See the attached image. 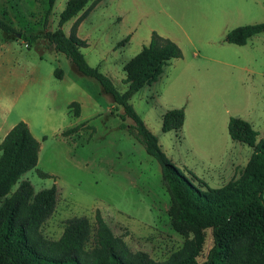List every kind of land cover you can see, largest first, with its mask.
Masks as SVG:
<instances>
[{
  "label": "rangeland",
  "instance_id": "1",
  "mask_svg": "<svg viewBox=\"0 0 264 264\" xmlns=\"http://www.w3.org/2000/svg\"><path fill=\"white\" fill-rule=\"evenodd\" d=\"M65 3L55 0L48 29L56 28ZM46 7L47 0H0V15L18 30L39 32ZM81 12L63 24L66 33ZM261 21L264 0H100L77 34L87 41L81 51L88 63L98 66L120 91L127 87L124 62L148 42L153 30L179 45L182 55L169 60L130 102L177 167L217 187L237 176L252 152L250 145L230 137L229 117L248 120L258 131L257 139L264 137V32L244 44L225 38L237 25ZM71 101L80 104L78 116L73 107L67 109ZM181 106L182 127L163 131L162 114ZM118 112L122 108H116L100 82L80 72L44 38L28 43L0 30V126L29 123L41 145L36 165L20 179H28L35 191L57 186L55 208L41 225L43 235L57 239L75 215L87 216L94 225L99 209L130 250L146 251L161 262L185 237L171 225L159 162L121 125ZM77 123L76 131H65ZM228 157L238 162L231 175L223 173ZM211 244L207 228L199 260Z\"/></svg>",
  "mask_w": 264,
  "mask_h": 264
},
{
  "label": "trees",
  "instance_id": "2",
  "mask_svg": "<svg viewBox=\"0 0 264 264\" xmlns=\"http://www.w3.org/2000/svg\"><path fill=\"white\" fill-rule=\"evenodd\" d=\"M89 1L66 0L54 29L47 28V21L55 0H47L41 31L18 30L1 15L0 30L20 33L28 43L44 38L70 58L80 72L100 82L116 108H122V112H118L121 125L126 126L142 142L146 152L159 162L170 198L171 225L185 237L184 241L167 259L158 262L146 251L130 250L124 239L113 233L99 209L95 212L94 225L87 216L75 215L67 219L57 239L45 237L41 225L55 208L57 186L52 184L35 191L28 179H20L36 165L40 141L24 120H18L0 142V264H264V137L257 139L258 131L248 120L230 116L227 123L230 137L252 147L240 173L217 187L209 186L193 172H189L188 177L165 154L158 137L130 102L136 91L158 78L170 59L182 55L179 45L153 30L148 43L123 65L127 87L120 91L98 66L88 63L81 51L87 41L78 36L77 27L91 6L100 0H92L83 9ZM81 10L66 33L63 24ZM260 31H264V21L235 26L225 38L243 44ZM55 73L62 77L60 68ZM69 107H73L74 115L80 114L78 101H71ZM184 116L183 106L166 110L161 129L179 130ZM126 117L132 120L131 124L123 122ZM80 125L77 123L65 131L74 132ZM207 228L212 244L199 260Z\"/></svg>",
  "mask_w": 264,
  "mask_h": 264
},
{
  "label": "crops",
  "instance_id": "3",
  "mask_svg": "<svg viewBox=\"0 0 264 264\" xmlns=\"http://www.w3.org/2000/svg\"><path fill=\"white\" fill-rule=\"evenodd\" d=\"M261 22H262V21H261ZM253 23H256V22H253ZM246 24H247V23H246ZM241 25H242V24H241ZM78 26H79V25H78ZM237 26H238V25H237ZM77 29H78V27H77ZM228 31H229V30H228ZM65 32H66V31H65ZM260 32H264V31H260ZM260 32H257V33H260ZM257 33H254V34H257ZM254 34H252L251 36H253ZM78 36H79V35H78ZM129 36H130V35H129ZM251 36H249L248 39H249ZM128 39H129V37H128ZM128 39H127V40H128ZM149 39H150V38H149ZM248 39H247V40H248ZM127 40H126V41H127ZM148 41H149V40H148ZM246 42H247V41H246ZM147 43H148V42H147ZM232 43H233V42H232ZM145 44H146V43H145ZM236 44H237V43H236ZM243 44H244V43H243ZM142 46H143V45H142ZM142 46H141V48H142ZM141 48L139 49V51L141 50ZM139 51H138V52H139ZM60 52H61V51H60ZM136 53H137V52H136ZM136 53H135V54H136ZM135 54H134V55H135ZM134 55H133V56H134ZM195 55H198V53L195 52ZM130 58H131V57H130ZM130 58H129V59H130ZM176 58H177V57H176ZM129 59H128V60H129ZM172 59H174V58H172ZM128 60H127V61H128ZM170 60H171V59H170ZM125 62H126V61H125ZM125 62H124V64H125ZM124 64H123V65H124ZM163 67H164V66H163ZM162 71H163V70H162ZM124 72H125V71H124ZM160 74H161V73H160ZM160 74H159V75H160ZM158 77H159V76H158ZM154 81H155V80H154ZM154 81H153V82H154ZM151 83H152V82H151ZM151 83H149V84H145V85H150ZM126 84H127V83H126ZM145 85H144V86H145ZM142 87H143V86H142ZM142 87H141V88H142ZM141 88H140V89H141ZM136 92H137V91H136ZM132 96H133V95H132ZM130 99H131V98H130ZM69 103H70V102H69ZM69 103H68V105H67V109L70 108V107H69ZM167 110H168V109H167ZM163 114H164V113H163ZM163 114H162V117H163ZM74 116H76V115H74ZM27 122H28V121H27ZM14 123H15V122H14ZM14 123L10 124V125H9L8 127H6V128H1V126H0V141L3 139L4 135L6 134V132L10 129V127H11ZM161 123H162V119H161ZM227 123H228V122H227ZM28 124H29V123H28ZM145 124H146V123H145ZM159 144H160V143H159ZM40 145H41V144H40ZM160 146H161V144H160ZM241 159H242V158H241ZM237 163H238V162H237ZM237 163L234 162L233 160H231V158L228 157L227 160L225 161V163H224L223 166H222L223 169H225V170L227 169V170L224 171L223 173H227L228 175H231V170H230V169L232 168V166H236ZM226 182H227V181H226ZM226 182H225V183H226ZM222 185H223V184H222Z\"/></svg>",
  "mask_w": 264,
  "mask_h": 264
},
{
  "label": "water",
  "instance_id": "4",
  "mask_svg": "<svg viewBox=\"0 0 264 264\" xmlns=\"http://www.w3.org/2000/svg\"><path fill=\"white\" fill-rule=\"evenodd\" d=\"M18 36H20V33H18Z\"/></svg>",
  "mask_w": 264,
  "mask_h": 264
}]
</instances>
